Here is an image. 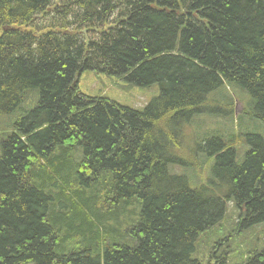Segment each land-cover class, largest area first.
<instances>
[{"label": "trees", "instance_id": "16d2710c", "mask_svg": "<svg viewBox=\"0 0 264 264\" xmlns=\"http://www.w3.org/2000/svg\"><path fill=\"white\" fill-rule=\"evenodd\" d=\"M86 71L159 94L143 110L88 96ZM227 84L264 124V0H0V264H202L196 243L226 202L241 230L264 224L261 136L242 161L235 135L197 146L214 158L207 185L169 173L192 170L185 132L226 116L207 101ZM235 264H264V246Z\"/></svg>", "mask_w": 264, "mask_h": 264}, {"label": "rangeland", "instance_id": "374dc122", "mask_svg": "<svg viewBox=\"0 0 264 264\" xmlns=\"http://www.w3.org/2000/svg\"><path fill=\"white\" fill-rule=\"evenodd\" d=\"M78 89L81 93L88 96H101L111 101H115L121 106L143 110L147 104L159 94L158 86L150 88H138L129 85L125 80L118 77H111L105 74L86 71L78 78ZM231 97L227 104L223 96ZM209 107L219 110L221 113H230V105L233 104L231 117L214 116L203 114L196 116L190 122L188 130L185 132L184 143L190 152L187 158L193 164L192 170L177 165L168 167L171 175H183L188 178L193 187L208 184L210 169L214 158L208 159L204 154L197 151V146L211 137H219L222 140L235 133L239 134L234 137L236 161H242L245 152L249 149L246 141V135H259L264 138V124L256 119L245 115L246 107L250 98L246 91L240 89L237 85H224L211 93ZM236 96L239 98L236 99ZM27 98V99H26ZM37 92L30 91L25 96V101L20 105L18 110L6 118L9 121L17 117L26 115L37 102ZM0 123L4 120L0 119ZM75 159L80 160L82 152H75ZM216 188V187H215ZM217 189V188H216ZM225 215L223 219L211 230L202 235L196 243V257L202 264H215L216 255L226 253L230 264H235L244 259L250 251L259 250L264 246V224L255 226L249 230L239 228V209L233 201L226 202ZM78 227V224H75ZM113 227H117L112 225ZM124 228H122V232ZM115 231V234H121ZM94 233V232H93ZM80 233L76 229L69 231V236L80 239ZM96 239V238H95ZM73 242L65 240V247L71 248ZM97 249H102L103 242L96 240ZM64 252V251H63Z\"/></svg>", "mask_w": 264, "mask_h": 264}]
</instances>
